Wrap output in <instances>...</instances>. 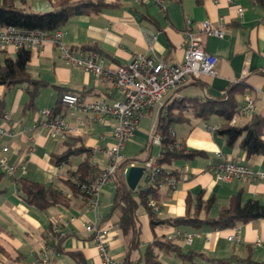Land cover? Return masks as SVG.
I'll return each instance as SVG.
<instances>
[{"label": "crops", "instance_id": "1", "mask_svg": "<svg viewBox=\"0 0 264 264\" xmlns=\"http://www.w3.org/2000/svg\"><path fill=\"white\" fill-rule=\"evenodd\" d=\"M14 1L18 7L26 5L32 11L49 12L61 0H38L37 4L31 0H26L25 4L21 0ZM93 1L107 5L97 14L71 18L61 28L65 34L63 44L69 49L95 44L102 51L106 65L113 68L127 64L135 53L153 55L168 65L181 66L185 59L184 35L189 21L196 33L203 22H210L224 32L223 38L201 35L202 48L219 59L217 75L188 77L185 83L170 89L161 106L150 109L140 120L124 149L125 159L130 161L120 172L125 183L127 167L144 166L150 157L160 156L161 147L153 144L152 139L156 135L160 115L166 114L168 107L175 102L187 98L216 99L228 94L230 88L240 86L243 91L237 95L240 106L251 95L256 101L257 113L264 115V10L260 6L251 0H237L234 4L226 0H165L162 7L148 1ZM238 7L244 10L242 17L237 13ZM3 54L14 57L16 51L9 50ZM31 54L30 74L46 85L41 88L32 108L27 107V85L12 89L0 86V99L5 102V115L0 114V127L14 132L12 136L0 139L1 144L9 147L8 153H0V160L7 158L18 168L14 176L8 177L0 166V189L5 191L0 195V246L5 251L0 255V264H33L47 244L54 225L58 226L59 233L56 242L50 246L51 264H98V251L86 231L88 224L96 222L111 226L110 252L120 264H210L201 255L226 259L234 264H264V219L226 229L174 226L170 223L154 227L147 210L140 207L136 233L134 230L124 231L119 225V213L113 208L118 195L117 180L104 187L96 209L90 207L82 195H74L68 183L76 181L75 173L82 163L89 162L91 171L107 168L108 157L96 149L104 150L114 144L116 123L113 119L97 123L91 115L62 105L58 117L74 131L51 136L50 130L42 124L44 118L40 110L56 107L58 87L81 96L87 103L102 99L113 104L122 100V95L105 80L66 65L59 51L49 42L43 51L31 50ZM187 117L188 121L175 123L172 129L185 149L201 154L172 165L161 164L174 175L176 187L171 189L166 185L159 189L154 200L161 209L159 217L172 220L198 213L199 217L205 218L208 213L214 219L236 195L242 202L258 200L264 204L263 181L235 179L224 183L210 171L218 152L235 162L247 164L255 171H264V154L247 157L239 143L228 147L217 130L210 131L206 127H220L223 119L218 116L208 121L194 118L191 114ZM248 119V116L237 117L236 125L242 126ZM68 148H84L85 151L60 166L52 163V155L62 154ZM24 166L26 170L22 169ZM25 176L62 190L70 199L69 205L52 206L46 211L28 205L19 196L15 182ZM144 186L145 179L142 178L137 189ZM198 199L212 201L209 212L197 208ZM235 226L241 227V232L236 235L239 242L229 240ZM178 231L182 236L177 235ZM258 238L262 240L260 246L256 245ZM156 240L172 242L185 256L155 247L153 263L148 262V248Z\"/></svg>", "mask_w": 264, "mask_h": 264}, {"label": "built area", "instance_id": "2", "mask_svg": "<svg viewBox=\"0 0 264 264\" xmlns=\"http://www.w3.org/2000/svg\"><path fill=\"white\" fill-rule=\"evenodd\" d=\"M136 2L148 1L162 7L165 0H134ZM218 2L219 0H214ZM229 3H236L237 0H226ZM240 17L243 16L242 7L237 8ZM189 21L185 32L186 48L185 59L181 66L168 65L153 55L135 53L127 64L110 67L106 65L105 57L96 51H85L79 49H69L63 44L64 31L60 28L53 32L23 30L15 27L0 29V53L9 50L18 51L22 48L29 50L43 51L46 43L60 53L61 59L69 67L82 69L98 78L108 82L114 89L122 95V100L113 104L105 100H95L87 103L81 96L76 94H65L62 104L65 108L80 110L84 114L91 115L97 123H106L109 119L115 121L113 129L114 144L102 150L108 157V166L104 170L93 169L87 183L81 186L84 192V199L90 207L96 209L99 205L100 195L104 187L118 175L123 163L126 161L124 149L129 140L134 136L140 120L145 114L156 106H161L170 89L186 82L188 77L200 78L204 75L214 77L217 75L218 57L202 48L201 35L223 38L224 32L213 26L210 22H203L196 33L192 29ZM153 49V48H152ZM264 95V90H263ZM257 113L256 101L253 96L248 95L239 112L233 117L231 125L236 124L237 117L251 116ZM44 120L42 124L50 130L51 136L64 135L74 131L64 119L52 118V109L40 110ZM6 117H8L6 115ZM80 125H83L81 122ZM210 131H216L219 126L206 125ZM13 131L0 127V139L13 135ZM175 134V133H174ZM153 144L159 145L162 149V139L155 135ZM177 150L181 149L180 144L171 146ZM9 147L0 143V153H8ZM161 154L158 158L150 157L145 163V186L147 188L160 189L168 185L171 189L176 187L174 175L165 171L161 163ZM0 166L8 177H12L18 170L17 166L10 163L7 158L0 160ZM26 170V167H22ZM210 171L218 181L230 183L235 179H252L253 181L264 182V171H255L247 164L233 161L228 155L218 152L216 162L211 166ZM17 190V186H16ZM150 207L157 214L161 213L159 205L152 200ZM86 231L91 235L99 254L98 264H120L110 252V225H100L90 223L86 226ZM241 232L240 226H235L233 234L229 236L230 241H237L236 235ZM59 228L53 226L47 244H45L33 264H51L49 255L50 246L56 242ZM178 236H182L180 231ZM171 238V237H170ZM191 242V238L188 237ZM262 240L258 238L256 245L260 246Z\"/></svg>", "mask_w": 264, "mask_h": 264}, {"label": "trees", "instance_id": "3", "mask_svg": "<svg viewBox=\"0 0 264 264\" xmlns=\"http://www.w3.org/2000/svg\"><path fill=\"white\" fill-rule=\"evenodd\" d=\"M25 4L26 0H21ZM201 1V0H200ZM254 5L260 6L264 10V0H251ZM107 4L93 0H61L54 4L53 9L49 12H34L26 5L18 7L14 0H0V29L7 27H15L23 30L53 32L64 27L71 18L84 15H93L101 12ZM85 51H96L102 54V51L97 45H87L81 48H76ZM0 53V86L7 89H12L21 85H27L29 101L27 107L32 108L34 100L37 98L41 88L45 87L42 80L34 79L29 71L31 62V50L22 48L16 51L14 57L1 55ZM240 86L232 87L228 94H224L216 99H198L187 98L179 102L171 104L166 114L162 113L158 120L156 134L162 139L161 160L162 165H172L181 159H191L201 154L199 151L187 150L177 141L173 125L178 122H186L189 120L187 114L192 117L208 121L214 116L223 119V124L217 129V132L226 140L228 147H233L239 143L241 150L247 157L264 154V115L255 113L248 116V121L238 126L231 125L233 117L239 112L240 104L237 100V95L242 93ZM59 100L56 107L52 109V118L58 117L62 110V98L65 94H74L71 91L58 87L57 89ZM0 114L5 115V102L0 99ZM175 144H180L181 149L171 148ZM84 148H68L62 154H54L51 156V161L57 166L68 163L69 159L77 154L83 153ZM130 163L125 161L115 177L118 184V195L114 203V210L119 213V225L124 231H137V217L140 207H144L150 215L152 226H157L164 223H170L174 226H192L194 228H202L210 226L217 229H226L233 227L236 224H246L248 222L264 219V204L258 200H248L242 202L239 196H234L230 204L220 209L217 218H210L207 215L205 218L199 217L198 213L186 215L174 219L164 220L159 217V214L153 211L150 207V202L156 200L159 189L140 187L136 191H131L127 184L120 178V172ZM164 167V166H162ZM91 166L89 162L81 164L75 173L76 181H69V186L74 195L84 196L81 186L87 183L91 175ZM169 171V168H165ZM121 179V180H120ZM17 192L19 196L30 206L35 207L40 211H46L52 206H68L70 199L62 190L53 186H47L39 183L28 177H20L15 180ZM0 189V195L4 193ZM213 203L212 201L204 202L201 199L197 200V208L209 212ZM163 247L169 251L183 255L180 247H177L170 241L156 240L148 248L147 260L153 263L155 257L154 248ZM5 251L0 246V255ZM210 264H234L226 259H213L201 255ZM242 263V262H240ZM251 264V263H250Z\"/></svg>", "mask_w": 264, "mask_h": 264}, {"label": "water", "instance_id": "4", "mask_svg": "<svg viewBox=\"0 0 264 264\" xmlns=\"http://www.w3.org/2000/svg\"><path fill=\"white\" fill-rule=\"evenodd\" d=\"M145 173L144 166H129L125 170V180L131 191H136Z\"/></svg>", "mask_w": 264, "mask_h": 264}, {"label": "rangeland", "instance_id": "5", "mask_svg": "<svg viewBox=\"0 0 264 264\" xmlns=\"http://www.w3.org/2000/svg\"><path fill=\"white\" fill-rule=\"evenodd\" d=\"M34 4H37L38 0H31ZM34 11L36 12H39L37 11L36 9H33ZM50 10V9H49ZM42 12H46V11H42ZM155 154H157V147L155 148ZM75 157V156H74Z\"/></svg>", "mask_w": 264, "mask_h": 264}]
</instances>
